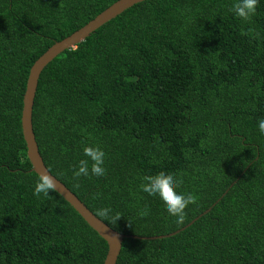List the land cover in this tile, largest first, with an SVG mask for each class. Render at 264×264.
Listing matches in <instances>:
<instances>
[{"label": "trees", "instance_id": "trees-1", "mask_svg": "<svg viewBox=\"0 0 264 264\" xmlns=\"http://www.w3.org/2000/svg\"><path fill=\"white\" fill-rule=\"evenodd\" d=\"M116 1L0 0V264H103L105 241L67 202L32 195L20 117L33 63ZM232 2L138 3L39 76V154L88 210L111 208L119 219L101 221L147 238L196 219L123 240L116 264H264V0L249 22ZM85 145L104 151L103 176L73 177ZM158 172L196 197L180 224L139 190Z\"/></svg>", "mask_w": 264, "mask_h": 264}, {"label": "water", "instance_id": "water-1", "mask_svg": "<svg viewBox=\"0 0 264 264\" xmlns=\"http://www.w3.org/2000/svg\"><path fill=\"white\" fill-rule=\"evenodd\" d=\"M147 0H118L111 6L106 8L94 19L89 21L86 25L79 30L72 33L70 36L63 40L56 42L50 48H48L30 67L28 77L26 80L25 91L22 96V108L20 117V127L23 137V141L26 147V156L31 165L30 172L35 173L38 177L41 175H48L56 181V191L65 202H67L73 210L82 218V220L96 232V234L105 241L107 245V252L104 258L103 264H116L119 256L123 240L125 239H163L172 237L179 232L184 231L191 226L196 219H193L184 227L179 230L161 236L155 237H137L132 235H124L116 232L107 226L103 221L97 218L87 207L59 180L50 174L46 169L43 160L39 154L38 147L35 141L33 129H32V106L36 93L39 76L42 70L54 60L60 53L65 50L73 48L75 45L84 41L93 31L113 20L120 14L132 6L144 2ZM209 208L203 212L206 213Z\"/></svg>", "mask_w": 264, "mask_h": 264}, {"label": "clouds", "instance_id": "clouds-1", "mask_svg": "<svg viewBox=\"0 0 264 264\" xmlns=\"http://www.w3.org/2000/svg\"><path fill=\"white\" fill-rule=\"evenodd\" d=\"M257 4L258 0H233L229 11L239 20L249 22L255 14ZM257 129L260 136H264V118L257 121ZM82 153L85 159L78 161L72 173L73 177L103 176L105 174L104 151L99 146L85 145L82 147ZM181 184L182 180L178 178V175L158 172L154 175L140 177L139 190L149 197L157 198L167 215L180 224L185 219V209L196 202V197L191 192L178 191ZM55 191L56 181L44 174L34 183L32 195L38 198L47 197L49 192ZM94 214L109 222H116L119 219L118 214H113L112 209L108 207L97 208ZM142 214H147V210Z\"/></svg>", "mask_w": 264, "mask_h": 264}]
</instances>
